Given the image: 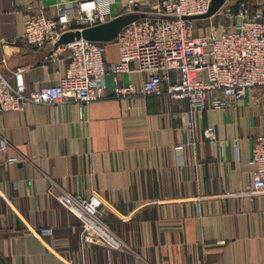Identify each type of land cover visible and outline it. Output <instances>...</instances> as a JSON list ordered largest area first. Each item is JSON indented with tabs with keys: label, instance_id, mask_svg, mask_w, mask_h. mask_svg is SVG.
<instances>
[{
	"label": "crops",
	"instance_id": "crops-1",
	"mask_svg": "<svg viewBox=\"0 0 264 264\" xmlns=\"http://www.w3.org/2000/svg\"><path fill=\"white\" fill-rule=\"evenodd\" d=\"M124 1H111V15ZM76 3L0 0L6 78L12 81L22 65L30 90L64 73L68 47L26 43L23 16L55 14L60 4L71 12ZM113 41L104 44L107 60L118 57ZM104 79L97 99L33 101L0 114L7 146L0 151V264H264V193L241 194L254 168L253 138L264 131V85L247 87L224 107L207 99L189 133L188 100L167 94L168 80L159 92L117 96L110 93L112 74ZM116 79L142 80L136 70ZM132 101L138 107L126 108ZM209 123L215 140L202 134ZM178 142L184 143L179 150ZM7 155L17 159L4 160ZM63 191L101 199V217L120 246L82 245L78 219L54 195ZM47 227L51 233L42 232Z\"/></svg>",
	"mask_w": 264,
	"mask_h": 264
},
{
	"label": "built area",
	"instance_id": "built-area-1",
	"mask_svg": "<svg viewBox=\"0 0 264 264\" xmlns=\"http://www.w3.org/2000/svg\"><path fill=\"white\" fill-rule=\"evenodd\" d=\"M111 1L77 0L73 11H67V5L60 4L55 14L30 11L23 16L21 38L28 44L54 42L72 20L94 24L109 19ZM209 2L125 0L121 12L137 10L145 14L127 22L113 37L118 47L116 59H105V40L79 36L64 42L69 49L67 66L52 82L27 90L24 66L16 65L12 81L0 71V114L8 109H21L33 101L49 104L97 99L105 93L104 75L110 72L115 81L110 93L117 96L159 92L162 79L168 80L167 94L188 100L183 120L192 133L194 117L207 99L211 106L224 107L230 100L243 96L247 87L264 85V2L254 11L244 1H239L235 8L223 2L206 17L221 14L229 23L218 30L210 21L206 32L195 33L196 17L191 14L205 12ZM129 70L140 72V84L131 80L118 83L116 74ZM129 106L137 108L138 103L132 101L125 105ZM202 134L215 140V125L204 126ZM253 139L249 161L254 168L250 182L241 193L250 196L264 193V131ZM183 144L178 142L177 150ZM6 147L5 138H1L0 151H5ZM15 159L17 156L13 155L4 158ZM54 195L78 219L82 245L120 246L121 241L101 217L98 208L102 200L96 195L83 198L65 191ZM51 231L52 227L42 229L43 233Z\"/></svg>",
	"mask_w": 264,
	"mask_h": 264
},
{
	"label": "water",
	"instance_id": "water-1",
	"mask_svg": "<svg viewBox=\"0 0 264 264\" xmlns=\"http://www.w3.org/2000/svg\"><path fill=\"white\" fill-rule=\"evenodd\" d=\"M223 2L224 0H210L208 8L205 12L191 14V16L206 17L216 11ZM134 7H137V5H134ZM144 14V11L129 10L126 12L116 13L109 19L94 22V24H87L83 21L72 20L69 23V28L63 30L60 36L55 40V44H63L64 42L70 41L74 38H79V36L94 40H111L123 25Z\"/></svg>",
	"mask_w": 264,
	"mask_h": 264
},
{
	"label": "rangeland",
	"instance_id": "rangeland-1",
	"mask_svg": "<svg viewBox=\"0 0 264 264\" xmlns=\"http://www.w3.org/2000/svg\"><path fill=\"white\" fill-rule=\"evenodd\" d=\"M239 1H244L248 7L252 10L256 5H260L264 2V0H224V3L230 5L232 7H236ZM212 21L218 30H222V27L229 23L228 19H225L221 14H215L212 17L199 18V20H195L194 22V31L197 33L203 32L208 27V22ZM114 42L113 39L105 40V42ZM116 42V41H115ZM117 47V44H116Z\"/></svg>",
	"mask_w": 264,
	"mask_h": 264
}]
</instances>
